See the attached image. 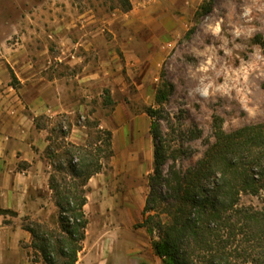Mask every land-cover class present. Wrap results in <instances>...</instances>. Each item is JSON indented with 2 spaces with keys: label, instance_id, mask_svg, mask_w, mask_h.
<instances>
[{
  "label": "rangeland",
  "instance_id": "1",
  "mask_svg": "<svg viewBox=\"0 0 264 264\" xmlns=\"http://www.w3.org/2000/svg\"><path fill=\"white\" fill-rule=\"evenodd\" d=\"M127 3L131 4L129 10ZM203 5H209L210 11L205 12ZM92 15L102 18V23L87 24ZM92 31L102 38L96 44L108 42L116 50L121 75L128 84L126 100L136 114L159 107L155 96L163 82L174 85L169 100L160 106L162 134L175 156L163 167L166 176L172 166L186 170L203 158L215 141L216 118L227 132L264 122V0H0V54L17 49L59 53L71 47L74 71L80 73L84 66L98 61L84 47L75 46ZM257 35L263 43H257ZM106 89L101 88V94L97 89L92 91L89 112L79 113L73 123L85 126L89 134L86 144L109 168L112 160L105 158L103 134L108 128L101 129L99 120L91 115L98 111L112 114L115 105L107 104L111 90L108 88V93ZM150 122L151 118L140 129L146 130ZM38 123L51 131L49 138L56 154L50 159L52 175L63 190L71 187L79 192L82 179L68 170L64 152L69 142L58 128L61 124L70 131L73 123L70 126L62 117L40 118ZM137 144L131 148L136 150ZM149 176L140 182L147 195ZM129 183L133 187L131 179ZM104 185L101 192L105 198L125 191L120 185L112 189L111 180ZM159 188L168 193L165 186ZM99 193L86 209L89 223L84 244L107 240L139 243L140 263L163 264L153 247L157 231L150 233L137 226L141 218L126 224L120 210L112 212L115 202L97 199ZM241 203L262 206L261 199L250 195H244ZM158 206L151 213L161 212L166 221L168 217L162 213L165 204ZM132 213L131 208L127 214ZM25 224L53 238L52 244L65 236L59 209L47 219L34 218Z\"/></svg>",
  "mask_w": 264,
  "mask_h": 264
},
{
  "label": "crops",
  "instance_id": "2",
  "mask_svg": "<svg viewBox=\"0 0 264 264\" xmlns=\"http://www.w3.org/2000/svg\"><path fill=\"white\" fill-rule=\"evenodd\" d=\"M87 20L92 27L103 21L93 15ZM85 36L75 46L84 47L98 61L84 66L80 73L74 71L71 47L59 53L17 49L0 54V210L10 211H0V264H44L32 246V234L24 227L26 221L47 219L58 209L50 188L53 166L46 153L51 131L39 125L38 119L62 117L71 126L79 113L89 112L95 89L101 94V88H110L114 101L111 115L91 112L101 129L106 127L112 132L113 156L109 168L104 164L102 171L88 181L85 212L93 195L100 192L97 199L114 201L112 212L120 210L126 224L143 217L148 195L140 182L154 169V143L151 125H146V130L140 127L150 117L146 112L136 114L129 107L128 84L121 75L116 50L108 42L96 44L102 41L99 33L92 31ZM71 127L66 140L85 145L89 138L85 126L73 123ZM135 135L139 147L132 163L126 154L128 147L137 144ZM110 180L112 189L120 185L125 190L114 193L111 199L101 192L103 183ZM131 208L132 216L127 214ZM140 259L139 243L107 240L91 246L83 243L76 264H140Z\"/></svg>",
  "mask_w": 264,
  "mask_h": 264
},
{
  "label": "trees",
  "instance_id": "3",
  "mask_svg": "<svg viewBox=\"0 0 264 264\" xmlns=\"http://www.w3.org/2000/svg\"><path fill=\"white\" fill-rule=\"evenodd\" d=\"M127 6V10L131 9V4ZM202 8L210 11L209 5ZM255 39L263 43L261 35ZM173 89L171 82H163L155 96L159 107H148L145 111L151 118L154 169L149 176L150 191L142 221L137 226L146 227L150 233L157 231L153 247L163 264H264V122L227 132L216 118L215 141L209 144L203 158L186 170L172 166L166 176L163 167L175 156L162 134L160 106L169 100ZM105 91L109 93V89ZM106 102L114 103L111 95ZM58 128L66 139L69 130H64L61 124ZM103 134L107 145L105 158L110 159L112 132L104 130ZM46 153L50 159L56 157L51 144ZM95 153L87 144L70 142L64 152L68 170L82 179L79 192L71 187L63 190L53 175L50 178L65 236L52 244L53 238L24 224L33 236L32 246L46 264H76L79 259L89 223L84 209L88 200L86 185L104 167ZM61 164L59 161V169ZM159 186H165L168 193L164 194ZM244 195L258 197L262 206L241 203ZM163 203L166 221L161 212L151 213Z\"/></svg>",
  "mask_w": 264,
  "mask_h": 264
},
{
  "label": "bare ground",
  "instance_id": "4",
  "mask_svg": "<svg viewBox=\"0 0 264 264\" xmlns=\"http://www.w3.org/2000/svg\"><path fill=\"white\" fill-rule=\"evenodd\" d=\"M137 128V127H136ZM133 130V129H132ZM129 131V130H128ZM136 131V130H135ZM133 132V131H132ZM125 133V132H124ZM123 133V134H124ZM129 133V132H128ZM126 135V134H125ZM124 135V136H125ZM122 136V135H121ZM129 136V135H128ZM132 136H133V133H132ZM132 136H131V138H132ZM126 137V136H125ZM138 137V135H135V137H134V140H136V138ZM122 138V137H121ZM127 139H125V141H126ZM132 140V139H131ZM122 143V142H121ZM127 143V142H126ZM137 150V149H136ZM135 149H132L131 147H128L127 148V151H128V153L126 154V158H129L130 159V161L133 163L134 162V159H136V156L134 157V153H136L137 154V152H135L136 151ZM139 160H140V158H139ZM139 162V161H138ZM132 167V166H131ZM129 196V195H128ZM130 197V196H129ZM129 211V210H128Z\"/></svg>",
  "mask_w": 264,
  "mask_h": 264
},
{
  "label": "built area",
  "instance_id": "5",
  "mask_svg": "<svg viewBox=\"0 0 264 264\" xmlns=\"http://www.w3.org/2000/svg\"><path fill=\"white\" fill-rule=\"evenodd\" d=\"M77 161V159H74V162H76Z\"/></svg>",
  "mask_w": 264,
  "mask_h": 264
}]
</instances>
